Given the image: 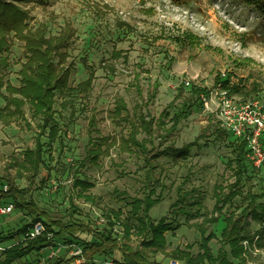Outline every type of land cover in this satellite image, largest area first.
<instances>
[{
  "label": "rangeland",
  "instance_id": "rangeland-1",
  "mask_svg": "<svg viewBox=\"0 0 264 264\" xmlns=\"http://www.w3.org/2000/svg\"><path fill=\"white\" fill-rule=\"evenodd\" d=\"M264 0H31L22 2L28 11V24L34 28L44 24L56 34L66 21L75 30L63 65H70L69 86L74 88L88 77L87 65L94 71L91 85L85 91L71 89L64 96H55L53 104L56 134L48 137L36 125L39 119L23 105L24 117L0 122V181L25 192V197L52 219L68 223L73 219L92 224L104 222L105 215L120 211V218L130 216L131 201L142 198L151 190L158 201L148 210L153 221L165 219L171 226L164 233L166 243L160 248L142 247L134 234L126 242L142 252L148 261L159 264H185L175 258L179 251L194 257L197 264L201 252L200 233L217 238L209 241L213 254L220 246L223 220L232 219L249 202L247 190H264V163L255 166L247 162L241 192L231 196L233 170L227 163L232 156L230 143L237 141L232 134L215 132L221 126L214 114L203 106L199 95L203 87L214 86L216 74L235 102L249 99L264 100ZM107 5V7H105ZM101 7V8H100ZM186 31L199 36L194 45L180 43ZM179 38L178 40L176 38ZM7 64L0 67L3 86L19 85L18 70L25 61L23 42L6 35ZM121 56L115 57L114 52ZM126 54V57H123ZM68 65V66H69ZM135 73L138 78L135 79ZM158 82L157 93L152 92ZM137 86V87H136ZM233 88V89H231ZM125 107L153 122L163 110L165 133L154 130L152 144L147 148L160 150L165 146L180 147L194 141L185 156L171 158L161 155L145 181L142 157L133 151H122L117 145L121 126L111 120L116 98ZM66 101L61 104V101ZM5 101L0 97V107ZM169 103L172 106L167 107ZM182 103H193L191 113L172 126L173 113ZM27 121V123L25 122ZM123 130V129H122ZM125 133V130H123ZM141 137V135H140ZM106 138L105 141H101ZM239 140V139H238ZM42 144V159L36 170L25 161L28 151ZM115 141V142H114ZM99 151V152H98ZM93 153H98L97 157ZM93 156V157H92ZM90 182V187L75 185V179ZM228 195L224 205L220 201ZM218 196L220 199L217 201ZM228 197V198H229ZM5 198H0V203ZM259 217L249 212L240 224L249 234H264V196L255 201ZM182 206V208H179ZM217 207H220L218 209ZM222 207V208H221ZM232 212V213H231ZM20 212L13 208L0 214V231L21 226ZM217 216V222L204 221ZM121 230L120 226H115ZM79 238H89L76 234ZM22 236L7 239L12 245ZM246 248L242 264H264V248L256 249L242 241ZM228 249V247H226ZM78 243L62 238L52 245L25 255L13 264H50L56 258H68L79 252ZM52 258V259H51ZM229 260L237 263L228 254ZM119 264L118 251L94 261L93 264ZM82 264H90L83 262Z\"/></svg>",
  "mask_w": 264,
  "mask_h": 264
},
{
  "label": "trees",
  "instance_id": "trees-1",
  "mask_svg": "<svg viewBox=\"0 0 264 264\" xmlns=\"http://www.w3.org/2000/svg\"><path fill=\"white\" fill-rule=\"evenodd\" d=\"M29 1L31 0H0V67L7 64L4 52L8 51L9 40L6 39V35L9 33H12L14 38L23 42L25 51V61L18 70L19 85L13 86L10 83H6L4 88L7 94L4 95L0 92V97L5 101L4 105L0 107V122L8 123L12 118L24 117L23 105L28 103L31 115L39 119L36 125L43 132L47 130L48 137H53L57 129L53 117L55 96H64L71 89L85 91L91 85L94 71L91 66L87 65L89 70L88 77L74 88L69 86L71 64H68V66L62 63L68 55L67 49L75 30L69 21H66L56 34H51L46 26L41 23H38L35 28L30 26L28 24L30 19L28 11L21 6L22 2ZM243 1L251 3L252 0ZM258 6L264 9V2L263 4H258ZM176 39L178 40L179 38L177 37ZM199 41V36L189 31H186L183 39L179 40L180 43L191 45ZM113 55L115 57L121 56V52L116 51ZM123 57H126V54ZM219 75L218 73L216 74L214 86H224L223 83L228 82L229 75L226 76L223 82H220ZM134 78H138L137 73H135ZM151 85H153V90L148 95L152 98L157 93L158 82L153 81ZM2 86L0 79V88ZM200 91L208 93L209 90L203 87ZM65 101L63 99L61 104ZM193 105V103H182L181 107L170 118L173 121L170 127L176 125L183 116L191 113ZM170 106H172V103L167 105V107ZM109 114L111 120L115 121L116 125L121 126L122 132L117 138L119 149L137 152L142 157L143 167L145 168L144 176L147 182L151 181L149 172L157 166L156 159L158 157L161 155L171 158L185 156L189 147L195 144L192 141L180 147L169 145L160 150H154L152 146L147 148V143L152 144L154 130L159 129L164 133L165 130L168 131L165 128L164 121L165 116H168V112L165 109L157 120L153 122L138 113L137 108L130 113L125 107L123 98L118 96L113 110ZM25 122L27 123L26 120ZM122 129L125 130V133H123ZM214 131L223 133L225 130L216 127ZM105 140L106 138H103L99 142ZM229 145L232 156L227 163L233 170L232 173L234 175L233 190L230 193L231 196H236L242 193L241 183L247 171V148L244 140L237 139V141L231 142ZM42 149V144L39 141L36 143L35 149L28 151V158L25 157V161L31 164L33 170H36L41 163ZM92 155L97 157L98 153H93ZM75 185L86 188L92 184L76 178ZM150 189L142 198H134L131 201L130 216L120 218L119 210H111L105 215L104 222L95 225L80 219H73L68 223L59 219H52L46 212L38 209L32 201L27 200L23 190L9 185L7 192L0 190V198H5L1 203L12 202L13 207L17 208L21 214L20 222L22 224L16 229L10 228L6 231H0V242L13 239L15 236H22V240H18L2 250L0 253V264H13V262L20 260L31 252L52 245L59 238H62L67 243H78L80 250L68 258L56 257L50 264H71L76 259L93 264L95 260L109 257L115 251H118L122 257V262H119V264H159L154 261H148L142 252L138 249H132L126 242L134 234L137 238L140 237V245L142 247L157 249L166 243L164 233L170 230L171 226L163 218L155 222L148 215V210L158 201L157 197H151L153 190L152 188ZM247 195L249 202L240 212L239 218L232 219V214L230 213L223 218L225 226L220 233V246L216 254L212 253L209 246V241L217 238L215 233L210 231L206 234L205 228H201L203 226L200 223H196L200 233L199 247L201 249V252L197 254V256L199 255L198 263L206 261L209 264H233L228 258L229 254L233 259L237 260V263L234 264H242L244 261L243 254L248 247L242 243L244 240L253 248H264L263 232L260 231L254 236L249 234L240 224L241 217L249 212L253 217H259V213L255 209V201L264 196V190L261 193L247 190ZM228 197L226 195L225 198H221L222 205L230 200V197ZM219 199L220 196H218L217 201ZM179 208H182V206ZM217 208L220 209V207ZM217 219V216L211 217L210 220L205 217L204 221L216 223ZM36 222H40L43 225V230L35 236H30L28 228L32 227ZM116 225L120 226L121 230H116ZM77 233L88 235L89 238H79L76 235ZM248 249L251 248L248 247ZM174 257L183 260L185 264H197L193 262L194 257L183 254L182 251H179V254Z\"/></svg>",
  "mask_w": 264,
  "mask_h": 264
},
{
  "label": "built area",
  "instance_id": "built-area-1",
  "mask_svg": "<svg viewBox=\"0 0 264 264\" xmlns=\"http://www.w3.org/2000/svg\"><path fill=\"white\" fill-rule=\"evenodd\" d=\"M199 97L203 106L214 114L223 130L239 140H244L247 148L246 161L255 166L264 162V100L253 98L235 102L228 91L221 86L213 88L208 93H201ZM0 190L7 192V183L0 181ZM13 208L12 202L0 203V214H8ZM42 230L43 225L36 222L28 228V234L35 236ZM6 241L0 242V253L7 247ZM82 262L76 259L71 264H82ZM170 262L177 263L176 260Z\"/></svg>",
  "mask_w": 264,
  "mask_h": 264
}]
</instances>
